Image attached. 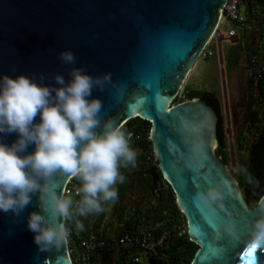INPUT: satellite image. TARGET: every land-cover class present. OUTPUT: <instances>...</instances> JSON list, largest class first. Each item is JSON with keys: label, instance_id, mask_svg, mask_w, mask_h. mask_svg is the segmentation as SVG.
Segmentation results:
<instances>
[{"label": "water", "instance_id": "water-1", "mask_svg": "<svg viewBox=\"0 0 264 264\" xmlns=\"http://www.w3.org/2000/svg\"><path fill=\"white\" fill-rule=\"evenodd\" d=\"M225 3L226 0H0V77L23 74L37 82L44 77V84L59 86L54 76L60 74L67 82L73 67L93 77L111 73L112 83H106L103 91L94 88L89 99L103 102L102 121L111 119L123 125L140 117L150 122L149 138L161 176L175 194L189 239L198 245L190 264H264V246L253 257L246 255L248 235L230 254L218 253L219 242H206L202 235L223 232L228 214L240 230L243 222L255 219V205L247 204L235 176L215 153L219 116L214 108L200 97L173 103L214 32ZM65 50L74 53V64L61 61L60 53ZM145 97L151 104L147 112L140 106ZM35 122H39V116ZM178 128L205 142V154L194 171L170 167V161L176 159L173 142L179 144ZM17 138V133L0 134V142L9 145ZM34 150L35 145H29L25 154ZM205 177L209 179L203 181ZM190 178L195 179L190 183ZM69 179H63L62 189ZM220 179L231 189L224 201L227 212L198 207L197 192ZM33 211H40L37 196L19 217L0 212V264H73L68 243L59 250H39L35 234L28 228ZM196 211L199 223L194 222Z\"/></svg>", "mask_w": 264, "mask_h": 264}, {"label": "clouds", "instance_id": "clouds-1", "mask_svg": "<svg viewBox=\"0 0 264 264\" xmlns=\"http://www.w3.org/2000/svg\"><path fill=\"white\" fill-rule=\"evenodd\" d=\"M66 64L75 63L71 50L60 53ZM67 82L60 74L55 84L43 83L23 74L0 77V134L17 133L11 144L0 142V212L19 217L38 198L40 211L29 214L28 228L40 251L61 249L70 238L69 222L77 231L84 224L79 217L103 213L105 205L118 198V183L125 182L122 168L136 167L138 152L130 146L132 133L114 120H101L103 102L91 98L94 88L104 90L112 83L111 73L87 74L73 67ZM39 116V122H35ZM99 130V131H98ZM179 144L173 142L175 171H194L204 156L203 139L177 129ZM35 150L25 154L29 145ZM179 161V162H178ZM247 182L258 185L247 169H238ZM65 177L77 178L81 186L74 196L61 188ZM231 189L223 179L196 194L197 206L227 212L225 200ZM255 219L246 220L250 244L264 246V197L254 206ZM223 231H239L231 214L224 218Z\"/></svg>", "mask_w": 264, "mask_h": 264}, {"label": "trees", "instance_id": "trees-1", "mask_svg": "<svg viewBox=\"0 0 264 264\" xmlns=\"http://www.w3.org/2000/svg\"><path fill=\"white\" fill-rule=\"evenodd\" d=\"M241 6L246 14V24L233 43L234 50L229 54L233 65L237 63L240 54L244 56L246 63L252 58L264 59V0H242ZM193 97L205 100L218 114L215 153L223 164L230 165L228 139L219 98L213 92L197 91L185 85L173 102ZM238 103L240 110L231 114L230 120L232 151L237 166L235 178L240 184L245 201L252 207L264 193V72L256 78L247 76L246 86ZM123 128L132 133L130 146L138 152L136 167L120 170L126 178L125 182L117 184L118 198L115 202L106 204L103 213L79 217L84 224L83 231L76 230L74 221L68 223V247L72 250L70 255L73 264L82 263L77 258L80 251L87 252L88 264H190L198 245L189 239L186 219L177 206L175 194L161 176L149 138L150 122L133 117L123 124ZM241 167L247 169L258 185L247 182L243 173L238 171ZM80 186L81 182H78L77 187ZM74 198L78 200L79 196ZM253 200L255 203H252ZM141 217L153 233H166L158 257H149L146 261L137 263L132 261V255L121 253L120 248L94 250L81 246L82 240L90 241L93 235L108 241L129 229ZM181 227H185V232L179 235Z\"/></svg>", "mask_w": 264, "mask_h": 264}, {"label": "built area", "instance_id": "built-area-1", "mask_svg": "<svg viewBox=\"0 0 264 264\" xmlns=\"http://www.w3.org/2000/svg\"><path fill=\"white\" fill-rule=\"evenodd\" d=\"M242 0H226V3L222 9L221 15H219V23L222 24L226 22L227 30L225 33L226 38L233 39L237 38L240 31L244 29L246 14L243 10ZM224 38L221 33L220 27L216 26L214 32L209 38L208 42L205 44L203 50L201 51L199 57H207L213 54V50L209 48V45L213 40H216L219 45V53L221 54L220 40ZM198 57V58H199ZM221 67H223V62L220 60ZM264 72V59L261 58L257 60L252 58L246 66V75L248 77H259L261 73ZM183 86L180 88L178 95L181 94ZM232 141V137H228V142ZM230 165H227L229 171L232 175L236 176L237 166L235 164L234 153L231 152ZM80 182L77 178H70L66 183L64 190L76 196L77 185ZM185 232V227H181L178 234ZM165 232L162 234L153 233L152 229L144 222L143 217L137 219L132 223L129 229L121 232L118 236L111 238L110 240H102L96 236H92L89 240H82L81 246L86 249H100L107 248L110 250H116L120 248L121 253H128L132 255V261L137 263H142L146 261L149 257H158L159 251L165 238ZM93 240V241H92ZM72 250L69 249V252ZM133 252H135L133 254ZM77 258L81 264H88L89 256L87 252L80 251L77 253ZM94 263V262H93Z\"/></svg>", "mask_w": 264, "mask_h": 264}, {"label": "rangeland", "instance_id": "rangeland-1", "mask_svg": "<svg viewBox=\"0 0 264 264\" xmlns=\"http://www.w3.org/2000/svg\"><path fill=\"white\" fill-rule=\"evenodd\" d=\"M226 24V22H223L220 25L221 33L224 35V38L220 40L221 54L219 53L217 41L213 40L209 45V48L213 50V54L197 59L183 83V87L186 85L189 89L210 91L219 98L224 128L228 139V137H232L231 114L237 113L240 110L238 101L246 86L247 63L242 54H240L236 64L233 65L230 62L229 54L234 50L235 45L233 43H235L237 38H226ZM220 60L223 62V67H221ZM232 145V141L228 142L229 154L233 152ZM252 203H255L254 200Z\"/></svg>", "mask_w": 264, "mask_h": 264}, {"label": "snow or ice", "instance_id": "snow-or-ice-1", "mask_svg": "<svg viewBox=\"0 0 264 264\" xmlns=\"http://www.w3.org/2000/svg\"><path fill=\"white\" fill-rule=\"evenodd\" d=\"M140 106L143 107L144 111H150V98L145 97L144 103ZM192 179L195 178H190V183ZM208 179L209 177H205L203 181H207ZM198 217L199 212L196 211L194 215V222L199 223ZM202 235L204 236L206 242H210L211 244H216L217 242H219L220 247L216 248V251L218 253L230 254L234 249H236L240 244L243 243V237L247 235V226L243 222V226L241 227V229L237 233L231 235L225 233L224 231L221 232L220 230L214 232H203ZM258 248H261V246L250 244L246 255L248 257H253ZM261 252L264 253V248H261ZM249 264H252V262L250 261Z\"/></svg>", "mask_w": 264, "mask_h": 264}, {"label": "bare ground", "instance_id": "bare-ground-1", "mask_svg": "<svg viewBox=\"0 0 264 264\" xmlns=\"http://www.w3.org/2000/svg\"><path fill=\"white\" fill-rule=\"evenodd\" d=\"M220 15H221V14H220ZM218 23H219V21H218ZM218 23H217V25H218V27H220L221 24H218ZM217 25H216V26H217ZM260 41H261V40H260ZM258 43H259V42H258ZM260 43H261V42H260ZM257 50H258V49H257ZM260 55H261V54H260ZM262 56H263V55H262ZM256 59H258V58H256ZM184 82H185V80H184ZM184 82H183V83H184ZM183 83H182L181 86H183ZM168 107H170V104L168 105ZM235 177H236V176H235Z\"/></svg>", "mask_w": 264, "mask_h": 264}]
</instances>
